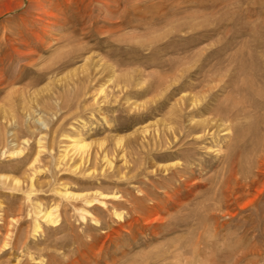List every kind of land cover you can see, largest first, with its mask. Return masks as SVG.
<instances>
[{
  "label": "rangeland",
  "instance_id": "rangeland-1",
  "mask_svg": "<svg viewBox=\"0 0 264 264\" xmlns=\"http://www.w3.org/2000/svg\"><path fill=\"white\" fill-rule=\"evenodd\" d=\"M188 93L221 103L234 132L183 130L158 155L154 135ZM67 136L89 145L87 163ZM65 186L121 199L83 219ZM38 203L60 220L35 235ZM192 262L264 264V0H0V264Z\"/></svg>",
  "mask_w": 264,
  "mask_h": 264
},
{
  "label": "bare ground",
  "instance_id": "bare-ground-1",
  "mask_svg": "<svg viewBox=\"0 0 264 264\" xmlns=\"http://www.w3.org/2000/svg\"><path fill=\"white\" fill-rule=\"evenodd\" d=\"M187 89V87H176V90L181 91L182 89ZM195 88V87H192ZM226 89H228L229 87H225ZM234 88V87H233ZM237 88V87H236ZM238 90V89H237ZM102 92L104 91L103 89L101 90ZM229 91V90H228ZM233 91V90H232ZM231 91V92H232ZM238 92V91H237ZM233 93V92H232ZM231 95V94H229ZM220 96V95H219ZM226 96V95H225ZM232 96V95H231ZM230 98V96H227ZM226 97V99H228ZM218 94L214 95L213 100L216 101L218 99ZM220 99V98H219ZM233 99V96L232 98ZM228 101V100H227ZM230 101V100H229ZM217 102V101H216ZM223 102V101H222ZM203 103V101H202ZM201 103V101L197 98L196 95L192 96L191 93L189 94H183L176 102V108L171 110V113L173 115H176L177 119H174L170 122L165 123L163 129H160L159 131H157L155 138L157 139H161L158 143L154 142V145L157 147H161L159 149V153H157L158 155H164V156H170V154L172 152L177 151L178 149H180V145L182 144V137H183V130H186V132H189L190 134L194 135L195 140L197 141H203L205 139L208 138V136H214L219 134L222 131H225V134L229 133L231 134V132L234 130H231L230 126H226L225 128H221V123H218V120L215 119V116L218 114L222 113L223 107H221V103H220V107L217 108L216 105H214V103H211L210 105H208L206 103V105L202 106L203 104ZM217 104V103H216ZM224 108H226V104L228 105V102H224ZM223 105V104H222ZM214 106H216L214 108ZM237 106V105H236ZM173 108V107H172ZM227 108H229L227 106ZM226 108V110H227ZM231 108V107H230ZM232 109V108H231ZM230 109V110H231ZM215 110V111H214ZM224 110V111H226ZM233 110V109H232ZM216 112V113H215ZM237 112V111H236ZM230 114V112H228ZM207 114H212L213 116H207ZM185 115H187V124L183 125L181 119L183 117H185ZM197 115H201L200 118H197ZM223 115V114H222ZM227 115V113L225 114ZM224 115V117L226 118V116ZM180 116V118H179ZM197 116V117H196ZM202 116L204 118H202ZM221 116V115H220ZM219 117V116H218ZM228 117V116H227ZM178 118L180 120H178ZM220 118V117H219ZM184 122V121H183ZM185 123V122H184ZM155 125V124H154ZM151 126V125H150ZM223 126V125H222ZM145 128V127H144ZM143 129V128H141ZM138 131V130H137ZM137 131L135 133H137ZM141 133L145 134V138H147V133H148V129L146 127V129L144 130H140ZM168 132H170V136H172V140L169 139V136L167 134H169ZM133 133L134 135H138L139 131L137 134ZM173 134V135H172ZM238 135H235L236 138L238 139L239 137H241L239 135V133H237ZM241 134V133H240ZM186 135V134H185ZM220 135V134H219ZM243 135V133H242ZM230 136V135H229ZM68 137V142L69 145H66L68 147H70L71 149L68 151H74V154H77L79 156L80 159V165L83 164V162L87 163L89 161L90 158V153L87 150L88 149V144L86 145L80 138L78 137H71V136H67ZM171 138V137H170ZM210 138V137H209ZM229 138V137H228ZM231 138V137H230ZM117 139V138H116ZM115 139V140H116ZM124 139V140H123ZM236 139V140H237ZM137 140V138H136ZM235 140V139H234ZM125 138H123L122 136L120 138L117 139V145L118 146V150L121 148L120 153L118 154H122L121 157L124 158V153H125V146L126 144H124ZM181 142V143H180ZM42 143V142H41ZM102 144V143H101ZM104 144V143H103ZM235 144V143H234ZM178 145V146H177ZM102 146V145H101ZM87 147V149H86ZM103 147V146H102ZM209 149H212L210 146H208ZM207 148V149H208ZM104 149V148H103ZM154 149V148H153ZM152 149V150H153ZM158 150V149H157ZM67 151V150H66ZM67 151V152H68ZM103 151V150H102ZM161 151V152H160ZM43 149L42 146L36 151V154L34 156V159L32 161L31 166L33 167V176L29 177L30 178V186L31 188H33L34 186V176L37 175L38 173H40L42 171V169L40 167H37L35 164L41 161V155H42ZM105 151H103L102 155H103V161H104V165H106L105 168H109L110 170H114L115 168L119 167L116 166L114 164V161L110 160V158L108 157L109 153L107 154ZM155 152V151H154ZM22 150H16L13 149L10 151V154H21ZM72 153V152H71ZM70 153V154H71ZM69 154V153H68ZM67 154V155H68ZM126 155V153H125ZM66 157V155H64L63 159ZM74 157V156H73ZM76 157V155H75ZM72 158V157H71ZM78 158V157H77ZM102 158V157H101ZM66 159V158H65ZM70 159V158H69ZM74 159V158H73ZM72 160V159H71ZM63 161V160H62ZM61 162V161H60ZM65 162V161H63ZM74 162V160H73ZM91 162V160H90ZM159 163V162H158ZM79 164H75V166H77V168ZM74 166V167H75ZM176 167V163L173 162L172 164H168V163H159L158 165V169H161L163 171H169L171 170V168ZM81 167V166H80ZM76 168V169H77ZM90 169H92L91 167H89ZM189 170V168H187L186 172ZM191 170L193 171V169L191 168ZM88 171V170H87ZM118 173H121L120 169H117ZM194 172V171H193ZM90 173V171H89ZM94 171L90 174H93ZM123 176V174H122ZM124 177V176H123ZM178 177L181 179L182 176L178 175ZM183 180H185L184 178H182ZM15 181V180H14ZM15 183H19V180H16ZM60 195L65 198V199H73V200H80L82 202V207H80V211L81 216L83 219H86V217H94L95 215L93 214L91 209H95V208H99L97 206H101V207H107L109 205L112 204L111 200H117L118 198H120L117 194H111V193H105L102 192L101 190H96L94 192H86V193H80V192H73L70 191L66 186L62 189V190H58ZM142 191H140L141 193ZM143 193V192H142ZM121 199V198H120ZM132 203V202H131ZM133 204V203H132ZM58 206H56L55 208L52 207V209L49 208H45L42 207L41 203H38V206L36 208V214L38 216V218L35 220L34 223V229L33 231L36 233L41 232L42 228H43V224L42 223H47V224H51V225H56L59 222V218L60 216L57 214V209ZM135 208V206H134ZM115 215H117L118 217L122 218V214L121 213H117V211L115 212ZM94 219V218H93ZM139 219V218H137ZM99 221V220H98ZM137 222V221H136ZM195 243V242H194ZM216 253V252H215ZM214 254V253H213ZM184 258V257H183ZM209 258V257H208ZM212 258V257H211ZM205 259V258H204ZM211 260V259H208ZM239 261V260H238ZM185 263V262H184ZM195 263V262H192ZM199 263V262H197ZM196 264V263H195ZM205 264V262H204ZM208 264V263H207Z\"/></svg>",
  "mask_w": 264,
  "mask_h": 264
}]
</instances>
